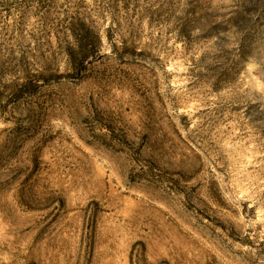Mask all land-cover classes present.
Instances as JSON below:
<instances>
[{"label": "rangeland", "instance_id": "1", "mask_svg": "<svg viewBox=\"0 0 264 264\" xmlns=\"http://www.w3.org/2000/svg\"><path fill=\"white\" fill-rule=\"evenodd\" d=\"M0 264H264V0H0Z\"/></svg>", "mask_w": 264, "mask_h": 264}, {"label": "trees", "instance_id": "2", "mask_svg": "<svg viewBox=\"0 0 264 264\" xmlns=\"http://www.w3.org/2000/svg\"><path fill=\"white\" fill-rule=\"evenodd\" d=\"M96 39L98 40V42H100L99 36H96ZM88 40L89 37L87 35L86 37H80L78 41L79 44L78 51H79V55L81 56L80 58L86 59L90 56L89 53H86V50L89 47Z\"/></svg>", "mask_w": 264, "mask_h": 264}]
</instances>
